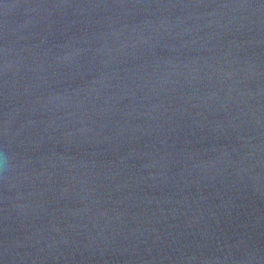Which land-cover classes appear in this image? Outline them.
Masks as SVG:
<instances>
[{
	"label": "water",
	"instance_id": "obj_1",
	"mask_svg": "<svg viewBox=\"0 0 264 264\" xmlns=\"http://www.w3.org/2000/svg\"><path fill=\"white\" fill-rule=\"evenodd\" d=\"M0 264H264V0H0Z\"/></svg>",
	"mask_w": 264,
	"mask_h": 264
}]
</instances>
